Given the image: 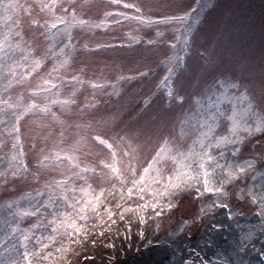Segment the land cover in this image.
<instances>
[{
  "label": "snow or ice",
  "instance_id": "6c2138e0",
  "mask_svg": "<svg viewBox=\"0 0 264 264\" xmlns=\"http://www.w3.org/2000/svg\"><path fill=\"white\" fill-rule=\"evenodd\" d=\"M5 4L11 7V0H0V25L8 21L12 23L0 31V149L10 140L11 152H4L7 170L0 172V177H7L10 171L13 178L35 183L37 187L0 204V264H60L74 251L73 245H81L98 225L101 226L100 236L105 235L104 228L111 231L110 225L116 224L114 217L117 213L120 221H125L126 214L131 213L144 226L146 213L151 209L150 218L158 230L163 214L166 211L170 213L177 206L182 194L193 190L199 198L212 194V199L203 205L202 212L205 209L210 212L213 208L228 209L231 193L227 186L238 187L237 182L249 177L252 181L259 177V183L240 191L246 192L249 203L255 206L260 228L264 230V171L257 168L258 163L264 164V151L253 152L249 158L235 159L245 143L257 136L261 137L259 144L264 145V109H257L247 84L232 82L223 92L211 91L206 106L197 99L195 103L200 109L193 117L195 124L191 132L182 130L179 138L167 133L162 136L147 134L139 126L120 123L116 115L75 124L62 118L72 114V106L77 105L78 91L85 84L90 86L92 98L79 109L80 115L100 105L101 101L95 95L97 92L118 99L122 94L121 82L136 78L118 75L115 82L103 77L85 80L83 69L72 68L78 47L74 43L75 29L111 30L123 26V22L136 29H155V38H147L146 43L149 46L171 45L172 56L162 62L167 71L164 81H170L183 67V57L175 51L177 45H182L181 51L185 53L189 50L210 0H197L196 8H184L179 0L168 4L123 0H93L92 3L35 0L28 3L24 0L23 5H16L22 11L21 18L17 20H13L11 15H3ZM100 7H122L123 10L105 11L98 20L84 18L90 15L91 9ZM162 8L167 11L159 16L153 15ZM25 24L38 29L50 41L42 52L37 53L36 45L25 41ZM60 25L62 27H58ZM161 26L170 27L162 29ZM165 31L173 34L172 40L163 39ZM127 35L129 46L141 43V37L132 32ZM83 47L87 49L88 44ZM116 48L117 45L111 42L95 44V49L100 51ZM49 59L51 69L41 75L38 70ZM209 59L206 56V62ZM33 74L40 80L36 86L30 80ZM138 75L143 78L148 73L143 71ZM14 87H21L23 91L13 95L10 90ZM229 88L237 89V92L229 94ZM167 96L169 105L173 98L181 103L185 101L182 94L174 96L170 85ZM245 101L247 106H244ZM150 102L151 97L145 98L143 107L130 120L137 121L144 115ZM225 102L231 105L230 109L222 108ZM126 110L127 106L121 109ZM222 119L228 122L223 130ZM22 121L29 132L34 123L49 129L59 126L61 130L59 139L51 134L43 137L45 141L52 140V147L50 150L39 148L34 156V169H30L25 160ZM180 123L183 125L189 121L185 118ZM65 127L75 128V138H65ZM159 131L156 129L157 133ZM89 140L106 147L109 153L107 160H99V191L90 183L91 176L97 174V168L87 163L82 166L76 155ZM36 147L33 143L32 148L35 150ZM229 152L234 159L228 158ZM169 163L171 167H166ZM109 198L116 201L115 208ZM30 218L33 222L24 226ZM196 219L198 217L194 216L192 222ZM180 230H183V225ZM139 235L144 236L143 228ZM243 251L241 246L239 252ZM185 264L193 262L189 260ZM202 264H207V261ZM220 264H230V261L223 259ZM236 264L246 262L237 259Z\"/></svg>",
  "mask_w": 264,
  "mask_h": 264
},
{
  "label": "rangeland",
  "instance_id": "374dc122",
  "mask_svg": "<svg viewBox=\"0 0 264 264\" xmlns=\"http://www.w3.org/2000/svg\"><path fill=\"white\" fill-rule=\"evenodd\" d=\"M89 1L81 0V3H90ZM27 2L34 3L35 0H27ZM44 2L51 3L52 0H44ZM123 2L168 4L172 0H123ZM179 2L184 8H196L197 5V0H179ZM18 3L23 5L24 0H11V7L5 4L3 15H11L13 20L20 19L22 11L17 9ZM118 10L123 8H93L90 15H85L84 18L98 20L103 17L105 11ZM164 11L167 9H159L153 15L159 16ZM11 23L12 21H8L0 25V31ZM168 27L170 26H161L162 29ZM128 32L141 37V43H132L129 46ZM23 33L26 42L36 45L37 53L42 52L50 43L38 29L27 24ZM74 36H76L74 43L78 47L72 68L83 69L85 80L103 77L115 82L118 75L136 78L121 82L122 94L118 99L97 92L95 95L101 101L100 105L95 110L80 115L79 109L92 98V90L85 84L78 91L77 105L72 106V114L62 117L69 123H84L100 117L116 115L120 123L127 122L139 126L147 134L162 136L167 133L179 138L182 130L191 132L192 125L195 124L193 117L197 116L200 109L195 101L199 99L206 106L211 91L223 92L232 82L247 84L249 95L253 97L257 109H264V0H210V6L194 32L189 50L185 53L181 51L182 45H177L175 51L177 55L183 57V67L170 81H164L167 71L162 62L172 56L171 45L164 43L149 46L146 43L147 38H155V29H136L135 26L123 22V26L111 30L75 29ZM172 38L173 34L165 31L163 39L172 40ZM97 42H111L116 44L117 48L100 51L95 49ZM84 44H88L87 49L83 47ZM206 56L210 58L208 62ZM50 69L51 59L38 71L44 75ZM143 71L148 75L141 78L138 74ZM30 80L33 86L40 83L35 74ZM169 85L174 90V96L176 93L185 96L184 102H178L173 98L169 105L170 98L167 96ZM67 90L66 86L65 91ZM10 91L15 95L23 91V88L14 87ZM228 91L231 94L237 92V89L229 88ZM148 97H151L149 109L137 121H131L130 117L143 107V101ZM124 106H127V110L121 111ZM244 106H247L246 101ZM230 107L231 105L226 102L222 105L224 109ZM56 110L59 112L58 108ZM185 118L189 123L182 125L180 121ZM227 124L228 122L222 119L221 130L226 128ZM31 129L32 131L29 132L22 121L21 140L26 154L25 160L29 168L34 169V156L39 148L50 150L52 147V140L45 141L43 137L51 134L53 138L59 139L61 130L59 126L49 129L42 127L40 123L32 124ZM156 129L160 131L157 133ZM64 133L66 139L75 138V128L65 127ZM260 139L261 137L257 136L246 142L235 159L249 158L253 152L264 151V145L259 144ZM33 143L37 146L35 150L32 148ZM4 152H11L10 140L3 149H0V172L7 170V162L3 160ZM76 155L82 166L87 163L97 168V174L91 176L90 183L99 191L101 185L99 160L109 158L108 150L98 142L89 140ZM228 158L234 159L230 152ZM166 167H171V164ZM257 168L264 171V164L258 163ZM237 183L238 187L227 186L231 193L227 201L228 209L213 208L210 212L206 209L202 212L203 205L212 199V194H205L203 198L197 197L194 190L182 194L177 206L170 213L166 211L163 214L158 230L155 221L150 218L151 209L146 213L144 226H141L138 218L131 213L126 214L125 221H120L117 213L114 217L116 224L110 225L111 231L104 228L105 235L100 236L101 226L98 225L81 245H73L74 251L62 259L60 264H185L189 260L193 264H202L204 261H207V264H220L223 259L230 261V264H236L237 259H242L246 264H264V230L260 228V219L256 214L255 206L249 203L246 192L240 191L253 183H259V177L256 181H252L249 177ZM34 187H37L35 183L23 182L18 177L13 178L8 171L7 177H0V204ZM109 201L115 208L116 201L111 198ZM230 212L231 218H229ZM194 216L198 219L192 222ZM184 221L189 223L183 224ZM32 222L33 219L30 218L25 221L24 226ZM141 228L144 231L143 237L139 235ZM241 246L244 247L243 252H239Z\"/></svg>",
  "mask_w": 264,
  "mask_h": 264
},
{
  "label": "trees",
  "instance_id": "16d2710c",
  "mask_svg": "<svg viewBox=\"0 0 264 264\" xmlns=\"http://www.w3.org/2000/svg\"><path fill=\"white\" fill-rule=\"evenodd\" d=\"M90 238H91V237H90ZM90 238H89V239H90Z\"/></svg>",
  "mask_w": 264,
  "mask_h": 264
}]
</instances>
